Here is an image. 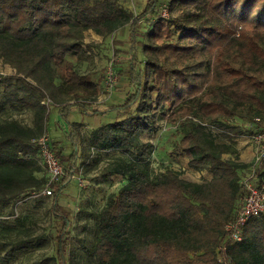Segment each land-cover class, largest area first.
Masks as SVG:
<instances>
[{
    "label": "trees",
    "instance_id": "obj_1",
    "mask_svg": "<svg viewBox=\"0 0 264 264\" xmlns=\"http://www.w3.org/2000/svg\"><path fill=\"white\" fill-rule=\"evenodd\" d=\"M88 30L110 36L115 54L125 55L116 73L130 89L101 114L90 111L108 119L86 133L67 117L87 114L80 93L102 90L76 66L92 54ZM0 58L14 68L0 73V108L31 113L29 124L0 118V210L46 187L39 138L65 172L50 184L53 220L43 243L51 241L52 252L26 264H82L69 253L71 211L58 203L80 174L79 148L87 168L89 150L116 152L101 176L123 180L94 215L93 264H264V213L240 226V239L225 229L246 195L244 182L264 186V153L259 163L242 162L235 140L264 132V0H146L136 14L122 0H0ZM53 108L71 127L63 138L46 131ZM160 120L176 124L172 152L209 180L151 168L155 146L138 133L156 132ZM7 217L0 237L30 233L27 215ZM4 245L0 264H11L5 259L14 248Z\"/></svg>",
    "mask_w": 264,
    "mask_h": 264
},
{
    "label": "rangeland",
    "instance_id": "obj_2",
    "mask_svg": "<svg viewBox=\"0 0 264 264\" xmlns=\"http://www.w3.org/2000/svg\"><path fill=\"white\" fill-rule=\"evenodd\" d=\"M146 0H122L123 5L131 9L134 14L140 12L144 6ZM179 12V9H175L173 13ZM146 25L143 24V27ZM142 27V28H143ZM127 30H123L121 34L115 32L117 38H125ZM114 34V35H115ZM93 35V36H92ZM85 41L88 44H92V54L89 59L81 62H77V70L80 73L90 72V78L93 82H97L99 87L102 89L100 93L95 94L93 91L87 90L85 93H80V99L88 100L90 103L86 106L87 114H83L80 111L73 110L69 111V120H75L77 122H83L90 124V120L93 115L89 112L92 110H102L109 104H116L122 102L127 96V91L130 89L126 80L120 78L117 74V81L110 89L105 86V71L109 61H113L116 71L119 70L120 66L124 67L126 64L125 55H117L114 52L113 45L111 43V37L106 38L100 37V41L96 40L94 34L85 32ZM112 36V35H111ZM86 43V44H87ZM140 57L142 55L140 54ZM14 72L8 64H6L0 58V73L11 75ZM4 82L0 81V106L3 100L2 90ZM73 96H66V101H71ZM54 113L49 115L47 125V133L50 134L55 128L57 122V128L60 129V138L64 137V132L67 124L63 113H57L53 108ZM94 111V112H95ZM97 114L96 116H99ZM0 118L17 119L22 124H29L31 119V113L26 110L20 112H14L9 109L8 106L0 108ZM108 119L107 115L102 114L100 123ZM52 127V128H51ZM71 129V127H70ZM80 130L88 132L89 128H80ZM215 132V129L211 128ZM176 124L172 125L170 122H164L160 120V127L156 132L138 133L140 140L145 142L146 140L154 144V152H152L149 165L154 171H159L166 166H169L174 171H178L180 176L188 180H194L197 182H205L209 180L210 173L207 171H197L190 168L187 164V159L184 154L173 153L172 143L178 137L174 133L176 132ZM83 132V134H84ZM62 134V135H61ZM237 138H240L238 136ZM222 139L221 137L218 140ZM251 145L252 155L250 162L255 161L256 151L258 145L249 140ZM80 157L77 160L78 166L80 167V174L73 178L69 184H67L62 190L59 198V205L67 208L71 211L72 223L69 233V253L74 255L82 264H93L92 260V247L95 241L94 236L96 234V225H94V215L99 211L101 206L104 204L107 194L116 191L121 183L123 182L120 174L112 176H101V171L104 165L111 161L117 154L116 152H94L89 150V168L84 167L86 162L83 156L84 151L79 148ZM44 176L46 177V171L44 170ZM76 176V175H75ZM79 177V178H78ZM62 181L66 182L64 178ZM264 183V182H263ZM38 198L32 197L29 199H17L16 202L11 205L4 207L0 210V218L7 217L8 222H12L14 216L27 215V222H25V229L30 230V233L20 232L18 235L10 234L0 237V256L4 254L5 242H9L12 245L14 252L11 257L5 260L11 264H26L31 263L35 259L44 257L52 252V242H45L48 238V232L51 230L52 214L49 210L50 204L53 199V191L51 195L46 197L37 196ZM40 237V239H38ZM11 241L14 244H11ZM28 242V243H27Z\"/></svg>",
    "mask_w": 264,
    "mask_h": 264
},
{
    "label": "built area",
    "instance_id": "obj_3",
    "mask_svg": "<svg viewBox=\"0 0 264 264\" xmlns=\"http://www.w3.org/2000/svg\"><path fill=\"white\" fill-rule=\"evenodd\" d=\"M161 15L166 16L165 8L162 9ZM104 79L105 86L108 89L116 84L117 73L113 68L112 61H109L107 64ZM39 139L40 154L42 156L44 166L47 168L48 180L46 187L40 192L35 193L33 196L46 197L47 195L52 194L53 190L50 186L51 182L60 181V179L65 175V172L61 163H59L58 158L51 151V148L47 143L48 139H46V137H41ZM250 139L258 145L254 162L259 163V158L264 153V132L256 134ZM244 187L246 195L239 205L240 207L236 211L234 217L225 224L226 231L234 240L240 239L241 235L239 233V228L244 222L247 221L248 218L264 213V186L253 184L251 181H246L244 182Z\"/></svg>",
    "mask_w": 264,
    "mask_h": 264
},
{
    "label": "crops",
    "instance_id": "obj_4",
    "mask_svg": "<svg viewBox=\"0 0 264 264\" xmlns=\"http://www.w3.org/2000/svg\"><path fill=\"white\" fill-rule=\"evenodd\" d=\"M89 32L92 33L90 30H88V33ZM92 34H94V33H92ZM94 35H96V34H94ZM100 37H102V36H98V35L95 36L96 40H99ZM100 120H101V116H94V117L91 118V120L89 122L90 124H88V123H83V124L87 128L88 127H96L99 124H101ZM56 124H57V122H56ZM56 124H55V127H54L55 129L53 131H51L50 134H49L51 139H56V138L60 137L58 133L61 130L57 128ZM62 132H64V134H65L64 136H66L68 134V132H70V126H67L65 130H62ZM247 136L248 135H241L240 138H236L235 139L236 140V148L238 149V152H239V160L242 161V162H245V163H249L250 162L251 155H252V149H251L252 147L249 144V140H251V139L249 137H247ZM110 176H112V175H110ZM210 176H209V179H210Z\"/></svg>",
    "mask_w": 264,
    "mask_h": 264
}]
</instances>
